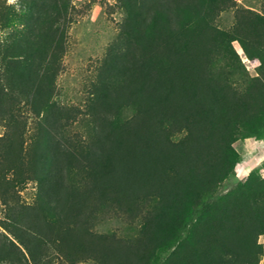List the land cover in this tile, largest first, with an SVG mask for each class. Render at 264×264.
<instances>
[{
  "label": "rangeland",
  "instance_id": "1",
  "mask_svg": "<svg viewBox=\"0 0 264 264\" xmlns=\"http://www.w3.org/2000/svg\"><path fill=\"white\" fill-rule=\"evenodd\" d=\"M64 5L67 14L60 18L55 12H64ZM125 6L122 0H0V264H125L121 255L141 237L143 207L151 203L136 196L146 190L132 192L110 157H98L101 141L108 139L112 107L96 101L95 93L103 96L100 75L108 47L118 39ZM204 10L208 24L185 30L183 47H211L209 76L224 80L226 94H248L255 77L264 81L260 61L250 59L243 48L251 54L264 50V0H213ZM23 12H34L31 30L39 38L37 46L25 51L32 52L35 65L30 82L20 70L24 65L12 62L25 55L5 49L23 27L8 18L27 19ZM40 12L53 13L47 17ZM60 31L62 49L54 43ZM196 33L203 39L194 40ZM174 77L172 70L165 74L167 89L151 113L160 111V132L165 131L169 143L181 145L186 135L183 95L174 88L180 84ZM43 95L52 102L46 120L36 105ZM134 113L132 105L122 110L125 118ZM232 146L238 152L233 171L206 202L251 171L264 176V124L257 131L240 130ZM257 243L261 251L256 256L238 254L228 264L254 258L248 264H264V233ZM171 250L161 252L160 259Z\"/></svg>",
  "mask_w": 264,
  "mask_h": 264
},
{
  "label": "trees",
  "instance_id": "2",
  "mask_svg": "<svg viewBox=\"0 0 264 264\" xmlns=\"http://www.w3.org/2000/svg\"><path fill=\"white\" fill-rule=\"evenodd\" d=\"M122 1L127 12L118 39L107 50L100 75L103 96L95 91L96 101L112 107L107 118L108 139L101 141L98 157L109 156L119 178L132 192L146 190L136 199L151 205L143 207L140 239L127 246L120 261L228 264L238 254L244 257L250 252L256 256L261 251L257 237L264 233V176L251 171L244 181L209 202L205 197L211 196L233 171L238 160V152L232 146L236 134L263 126L264 81L255 77L249 93L243 96L226 94L221 90L228 88L224 80L209 76L211 47H183L185 30L194 24H208L204 7L213 0ZM65 7L64 12L55 14L64 17ZM41 13L50 17L53 12H40V16ZM22 14L28 18H8L9 23L21 22L23 27L16 30L11 43L5 42V49L12 50L14 56L25 55V60L14 57L12 62L24 65L20 70L30 82L28 76L35 65L32 52L25 51L37 46L39 38L31 30L34 12ZM63 34L60 31L57 36L54 33L56 37L53 35L58 49L63 47ZM193 39H203V34L196 33ZM119 43L123 44L118 46ZM243 48L250 59H258L264 68V50L251 54ZM171 70L180 81L174 88L183 95L186 135L181 145L169 143L165 131L160 132V111L151 113L153 103L167 89L164 77ZM261 73L264 75V69ZM42 98L36 105L46 120L52 102L47 95ZM129 105L134 106L135 113L125 118L122 110ZM96 134L100 140L98 130ZM50 208H45L46 215L54 223ZM169 248L171 252L160 259L159 254ZM253 261L255 258L241 264Z\"/></svg>",
  "mask_w": 264,
  "mask_h": 264
},
{
  "label": "clouds",
  "instance_id": "3",
  "mask_svg": "<svg viewBox=\"0 0 264 264\" xmlns=\"http://www.w3.org/2000/svg\"><path fill=\"white\" fill-rule=\"evenodd\" d=\"M9 2L11 3V2H13V0H9Z\"/></svg>",
  "mask_w": 264,
  "mask_h": 264
}]
</instances>
